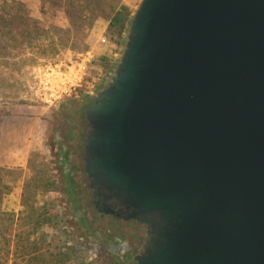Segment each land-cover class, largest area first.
<instances>
[{"label": "water", "instance_id": "obj_1", "mask_svg": "<svg viewBox=\"0 0 264 264\" xmlns=\"http://www.w3.org/2000/svg\"><path fill=\"white\" fill-rule=\"evenodd\" d=\"M85 97V170L145 225L136 264H264V0H138Z\"/></svg>", "mask_w": 264, "mask_h": 264}, {"label": "rangeland", "instance_id": "obj_2", "mask_svg": "<svg viewBox=\"0 0 264 264\" xmlns=\"http://www.w3.org/2000/svg\"><path fill=\"white\" fill-rule=\"evenodd\" d=\"M137 1L0 0V175L10 179L1 206L15 214V234L24 226L27 196L34 206H48L58 214L31 233L27 243L14 239L6 264H51L64 244H79L89 262L104 264L98 247L83 241L72 223L48 143L57 106L94 90L105 77L120 42L108 24L116 12H130ZM61 76L73 78L74 89L53 103L41 101L43 83Z\"/></svg>", "mask_w": 264, "mask_h": 264}, {"label": "flooded vegetation", "instance_id": "obj_3", "mask_svg": "<svg viewBox=\"0 0 264 264\" xmlns=\"http://www.w3.org/2000/svg\"><path fill=\"white\" fill-rule=\"evenodd\" d=\"M92 104L82 94L57 106L48 143L52 164L61 173L69 214L83 241L98 247L104 264H136L148 239L145 225L103 205L85 170V111Z\"/></svg>", "mask_w": 264, "mask_h": 264}, {"label": "trees", "instance_id": "obj_4", "mask_svg": "<svg viewBox=\"0 0 264 264\" xmlns=\"http://www.w3.org/2000/svg\"><path fill=\"white\" fill-rule=\"evenodd\" d=\"M130 12L122 8L121 11L116 12L108 24L107 30L111 32L112 36H116V43L118 44L121 37L122 30ZM11 173V172H10ZM9 178L0 175V264H6L10 259L11 246L14 239L19 243H27L31 233H35L45 224H50L57 218V209H48V206H34V202L30 197H25V208L28 209L27 215L23 217L24 226L21 228L20 234H15V214L6 212L2 209L1 202L3 197L10 189ZM18 246V245H17ZM63 246L65 250L62 251ZM59 248V252L55 259L51 260V264H91L87 260L85 247L75 244L74 246L63 245ZM94 263V262H93ZM92 263V264H93Z\"/></svg>", "mask_w": 264, "mask_h": 264}, {"label": "built area", "instance_id": "obj_5", "mask_svg": "<svg viewBox=\"0 0 264 264\" xmlns=\"http://www.w3.org/2000/svg\"><path fill=\"white\" fill-rule=\"evenodd\" d=\"M100 42L102 44H105L106 38L101 37ZM72 89H74L73 78L61 76L60 81H54V82L45 81L43 83L42 93L41 96H39V99L45 103L50 104Z\"/></svg>", "mask_w": 264, "mask_h": 264}]
</instances>
